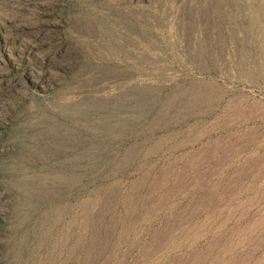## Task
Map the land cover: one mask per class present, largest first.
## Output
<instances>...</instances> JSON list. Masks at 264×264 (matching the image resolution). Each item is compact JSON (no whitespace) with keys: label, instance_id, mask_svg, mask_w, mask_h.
Masks as SVG:
<instances>
[{"label":"rangeland","instance_id":"374dc122","mask_svg":"<svg viewBox=\"0 0 264 264\" xmlns=\"http://www.w3.org/2000/svg\"><path fill=\"white\" fill-rule=\"evenodd\" d=\"M0 264H264V0H0Z\"/></svg>","mask_w":264,"mask_h":264}]
</instances>
